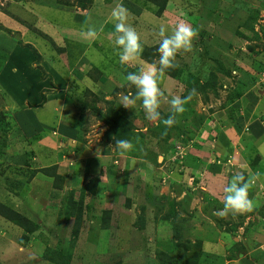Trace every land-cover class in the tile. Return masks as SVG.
<instances>
[{
    "label": "rangeland",
    "instance_id": "rangeland-1",
    "mask_svg": "<svg viewBox=\"0 0 264 264\" xmlns=\"http://www.w3.org/2000/svg\"><path fill=\"white\" fill-rule=\"evenodd\" d=\"M152 1L92 0L82 10L78 0H0V203L42 225L30 234L0 213V264H50L43 253L67 249L68 198L78 201L95 178L70 264H170L179 258L176 236L189 255L207 257L202 264H264V0H166L160 15ZM120 4L151 59L120 62L111 17ZM181 22L198 37L177 56L183 75L160 81V111L173 115V97L216 82L195 91L167 128L146 118L142 101L123 106L137 91L126 76L159 68L160 25L170 32ZM110 109L142 134L123 154L99 119ZM53 166L64 178L59 190L40 171ZM237 173L252 179L254 209L221 218Z\"/></svg>",
    "mask_w": 264,
    "mask_h": 264
},
{
    "label": "clouds",
    "instance_id": "clouds-1",
    "mask_svg": "<svg viewBox=\"0 0 264 264\" xmlns=\"http://www.w3.org/2000/svg\"><path fill=\"white\" fill-rule=\"evenodd\" d=\"M112 20L115 22V32L117 33L114 45L121 63L130 62L143 53V45L136 30L128 24V11L122 5H118L111 13ZM90 37H95L97 33L89 30ZM161 42L158 51L159 68L152 66L148 71L129 72L126 80L137 89L135 98L124 97L123 106L134 108L137 100L142 101V107L146 111V118L153 121H159L167 127H172L177 121L176 115L183 114L186 105L192 96L196 94L195 90L188 97H173L170 104L173 109V115L163 118L160 108L161 102L166 100L164 91L160 87V81L165 76L167 69L179 67L177 56L181 52H192L194 41L198 37V32L189 23L181 22L169 32L165 24L159 28ZM121 154L131 150L133 145L128 140H119L116 142ZM252 179H246L243 173L235 174L227 187L224 189V207L215 213L221 218L229 213L244 214L253 211L254 201L250 198V188Z\"/></svg>",
    "mask_w": 264,
    "mask_h": 264
},
{
    "label": "trees",
    "instance_id": "trees-1",
    "mask_svg": "<svg viewBox=\"0 0 264 264\" xmlns=\"http://www.w3.org/2000/svg\"><path fill=\"white\" fill-rule=\"evenodd\" d=\"M78 6L84 10L86 9L88 4L92 3V0H78ZM159 0H156V2H153L155 7L158 6L157 10H156V14L160 15L162 14V12L165 9V4H166V0H162V4L160 5L158 3ZM224 2V1H223ZM225 3V2H224ZM221 4V2H220ZM234 4H236L234 2ZM211 5V4H210ZM214 6V5H213ZM215 7V6H214ZM222 7V4H221ZM248 25V24H247ZM248 26H246L247 28ZM239 37L245 39L247 38L244 33L240 34L238 33ZM145 50V49H144ZM142 55L140 56L142 59L145 60H149L151 59V57H154V53L150 52V51H144ZM2 58V57H1ZM183 70L179 67L175 68V69H167L165 71V74L168 75L170 78H176V77H181L183 74ZM216 80L215 78H212L210 82L208 83H201L199 87L194 84L192 85V87H190V90L192 89L195 91H201V92H205L206 89H212L214 90V82L213 81ZM243 88H239V90L234 93L231 94L229 99L231 100L230 102H233L235 99H239L243 96ZM184 94V93H183ZM185 92V96H186ZM184 98V96H183ZM85 106V104H84ZM93 109L97 110L95 107H93ZM112 110L110 109L107 113L106 116H99V119L103 122L109 125V130L106 134L107 138H111L112 142H117L119 140H128L130 141L132 139V137L134 135L141 136V132L136 133L135 128L132 125V122L123 117V115H121L120 113L114 112V116H112L110 113ZM95 113V112H94ZM162 117L163 118H167L168 114H165L163 112H161ZM232 117V116H231ZM234 119V118H233ZM159 124H162L159 122ZM176 125V124H174ZM168 128V127H167ZM171 128V127H170ZM165 141H167V137L164 139ZM6 143L4 141L0 142V160L4 158L5 156V150H6ZM178 167H183V168H188V166H186L187 164H185V162H178L177 163ZM213 165V164H211ZM220 165V164H217ZM216 164H214V166H217ZM208 167H210V164H208L207 169H209ZM194 168V167H191ZM190 168V169H191ZM214 168V167H213ZM216 169V168H215ZM42 171L43 174H45L47 177L50 178H54L55 179V183H53V187L56 190H59L62 188V183L64 182V178L62 176H60L59 174H57V167L53 166V167H49L47 169L44 170H40ZM245 175V174H244ZM34 176V173L33 175ZM245 177H247L245 175ZM60 184V185H59ZM99 184V179L95 178L92 179L91 182L85 187L81 189V193L79 196V200L76 201L74 200L72 194L69 196L68 201H67V210H66V220L67 221H73V225H72V234H71V238H70V244L68 246L67 249L62 250L61 248H56L52 250V253L49 252H45L41 255L42 259L50 264H70L69 260H71L72 258V252H71V248L73 246V243H75V241L78 240L79 236H80V230H81V222H82V216H83V211H84V199H85V195L87 192H90L92 195H96V188L97 185ZM0 213L3 214V216L10 222H12L13 224L22 227L27 233H35L36 231H38L40 229V226L42 227V225L39 222H33L32 220H30L29 218H26L24 215H21L20 213L14 211L11 207L0 203ZM175 238H177V241L175 242L176 248H177V252H178V259L177 260H171L170 258V264H202L200 263V261L202 262V260L205 262L207 260V257H204V259L200 258V256L197 253L191 252V254L189 255L188 252L189 248L191 247L190 244H183L181 241L178 240V237L176 236ZM26 239V238H25ZM237 244V243H235ZM181 248H184V252L181 251ZM194 257V259H189L188 256H192ZM166 257L165 255H162V258ZM198 259H200L198 261Z\"/></svg>",
    "mask_w": 264,
    "mask_h": 264
},
{
    "label": "crops",
    "instance_id": "crops-1",
    "mask_svg": "<svg viewBox=\"0 0 264 264\" xmlns=\"http://www.w3.org/2000/svg\"><path fill=\"white\" fill-rule=\"evenodd\" d=\"M219 128V127H218ZM215 133L217 134V135H219L220 133H222V134H220L221 136H222V140L225 142L226 141V138L224 137V133L223 132H221V130L220 129H217V128H215ZM215 139H214V137H213V141H214ZM224 142H222L221 143V141H220V139L219 140H217L214 144L215 145H217V148L219 147V149L220 150H222L223 149V147H224ZM220 150H218V151H220ZM217 151V150H216ZM222 152V151H221ZM222 153H227L225 150H223V152ZM217 154H218V152H217ZM215 157V156H214ZM230 157V156H229ZM216 158H217V160L218 159H220V155L218 154L213 160H216ZM220 161V160H219ZM229 162V161H228ZM220 164H221V162H219ZM210 165H211V163H209ZM250 170V169H249ZM256 171H258V170H256ZM260 172H258V174H259ZM260 175V174H259Z\"/></svg>",
    "mask_w": 264,
    "mask_h": 264
}]
</instances>
